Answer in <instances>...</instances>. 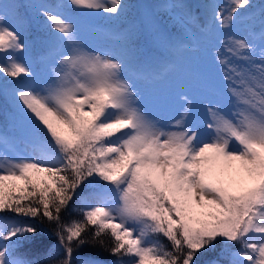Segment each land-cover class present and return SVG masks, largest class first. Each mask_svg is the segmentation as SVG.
<instances>
[{
  "label": "snow or ice",
  "instance_id": "6c2138e0",
  "mask_svg": "<svg viewBox=\"0 0 264 264\" xmlns=\"http://www.w3.org/2000/svg\"><path fill=\"white\" fill-rule=\"evenodd\" d=\"M127 7L124 0L0 3V75L12 82L7 126L22 128L32 151L12 158L15 140L0 129V264H41L17 254L37 245L38 229L5 213L52 226L62 252L59 259L49 253L53 264H73L74 250L87 244L117 257L113 264H196L221 240L237 249L230 264H264V3L227 0L195 12L185 5L179 42L149 18L147 39L167 57L139 54L136 29L110 34L114 50L88 47L76 17L119 18ZM28 9L43 17L48 37L36 67L26 59ZM211 34L220 48L215 79L211 69L184 63ZM178 71L181 90L160 87ZM141 86L154 105H178L170 124L151 115ZM217 91L232 104V118L213 98ZM198 99L208 138L190 123ZM101 182L99 203L64 223L80 185ZM77 264L101 262L84 253Z\"/></svg>",
  "mask_w": 264,
  "mask_h": 264
},
{
  "label": "trees",
  "instance_id": "16d2710c",
  "mask_svg": "<svg viewBox=\"0 0 264 264\" xmlns=\"http://www.w3.org/2000/svg\"><path fill=\"white\" fill-rule=\"evenodd\" d=\"M8 2H17L24 4L31 3H45L52 4L57 3L59 0H8ZM127 4V10L125 14L119 18H114L116 24L122 23L119 27L116 28V32L129 31L130 29H136V39L139 41V54H141L145 59L152 58L158 54H162L161 50L158 49L157 44H153L151 40H148V25L147 18L149 13L155 14L158 13V9H164L166 1L164 0H124ZM264 3V0H259L257 5ZM33 10L28 9L26 13H29ZM23 13V10H22ZM26 13H23V34L30 42L32 51L30 53L31 60L34 64H38L39 60L43 55V50L45 43L47 42V33L43 28V22L39 21V18L35 13H31L29 17L25 16ZM89 16H83L82 19H87ZM164 25L167 27H176L171 33L177 35L176 37H183L184 27L180 23L173 21L170 18L162 20ZM115 26V25H114ZM182 27V28H177ZM216 40V39H215ZM217 42V41H216ZM39 43V44H37ZM38 46V47H37ZM155 46V47H153ZM220 51V48H216L213 52L216 56V53ZM226 55V53H224ZM44 80L47 79V72L38 68L37 70ZM11 84L6 80V78L0 75V129L7 130L9 136L10 133L16 132L18 129L22 128H11L7 126V117L9 115V105L7 103L6 93L10 89ZM103 183L100 185H89L87 183L81 184L80 187L76 190V193L73 195L72 200L68 202L66 209L61 213V219L64 223H71L73 221H78L83 219L81 209L85 208L87 205H96L92 201H87L88 197L91 195H96ZM4 217L8 220H18L26 223L34 224L38 229L36 236L37 245L29 246L24 245L17 250V254L24 256L28 259H38L41 261V264H53V261L49 259V253L52 256L59 259L62 255L61 250L57 247L58 240L56 235L52 230V226L45 221L40 223L38 219L33 220L27 217H18L12 213L3 214ZM88 239H91L90 233L88 234ZM106 243L111 244V240L105 236ZM161 242L171 247L170 242L166 238L160 236ZM237 249L232 246H226L224 241L221 240L217 246L211 251L205 252L203 254L198 253L196 257V264H230L232 259V254ZM84 253L92 254L101 264H113L117 260V257L111 255L109 252L102 249L99 245L87 244L80 249H75L73 253V264H77L78 259ZM127 259V257H125Z\"/></svg>",
  "mask_w": 264,
  "mask_h": 264
},
{
  "label": "rangeland",
  "instance_id": "374dc122",
  "mask_svg": "<svg viewBox=\"0 0 264 264\" xmlns=\"http://www.w3.org/2000/svg\"><path fill=\"white\" fill-rule=\"evenodd\" d=\"M165 1H166V4H165L164 9L156 10L158 11V13L156 12L155 15L153 14V12L149 13L148 16L146 15V18L154 19L159 24V26L168 33H171V31L173 29H176V27H167L164 25L162 20L166 18H170L173 21L180 23V25L184 27L182 17L186 10L184 8L185 5H192L193 11L195 12L196 7H197L195 4V1H199L201 6L208 4V3H216V4L223 6L227 2V0H165ZM258 1L259 0H253V3L257 4ZM2 2H8V0H0V3ZM172 5L177 6L174 11L172 9ZM31 13L33 12L30 11L29 13H26L25 16L29 17ZM203 14H204V9L203 7H201L198 15L203 16ZM22 19H23V16H22ZM76 19L82 25V35L84 36V39L88 47L97 49V50L116 49L117 45L113 43L111 40H109L108 36L110 34L115 33L116 28L119 27V25H121L122 23L116 24L113 17H109L107 14H104V13L92 14L89 16V20L87 19L84 20L79 17H76ZM39 21L43 22V17H40ZM182 27H177V28H182ZM234 33L238 35L243 34V30L242 29L234 30ZM171 35H172L173 40H176L178 42L181 40L176 37H173L172 33ZM213 35L215 34H211L208 36L206 35L201 36L199 39V43H198V45L200 46V49L195 48L193 51L189 52L187 56L190 57L192 60L188 62L184 61V63L195 62L201 65L202 67L211 69L213 78L215 79L216 77L219 76V73L216 72V61H215V55L213 52L217 48L216 46L217 42L216 40L212 38ZM28 43H29V51L27 53L26 59H28L31 63H33L30 58V53L32 49L34 48H32L29 41ZM157 47L159 50H161V52L165 51L164 53H167V51L163 47L159 46L158 44H157ZM189 47L191 48L192 46H189ZM161 57L162 56H158L157 58H161ZM5 78L9 83H12L10 78H7V77ZM47 79H48V76H47ZM182 80H183V73L181 71H178L177 74L172 79H170L167 84H165L164 86H160V87L166 88V89L181 90L180 86H181ZM43 81L44 80L41 79L38 75L37 82L42 85ZM141 87H142V90L144 91V96L146 100L145 107L149 110L151 115L154 118L160 120L165 125L170 124L173 118L178 115V112H179L178 105L173 104V105H169L168 107L156 106L151 102L152 92L147 89H143V86ZM183 90H187V89H183ZM213 98L220 100V104L218 106L222 109L223 114H225L229 118H232L231 117L232 104L229 102L228 98L223 96L219 91H217L214 94ZM205 119H207L206 107L205 105L199 103V99H198L196 107L192 110V118H191L190 123H195L197 127L199 128L201 135L204 138H208L205 135V133L207 132V129L203 124V121ZM10 138L15 140V149L10 150L8 153L12 158H16L17 156L29 157L32 155L31 147L28 141V136L24 130L22 131L18 129L16 132L10 133ZM0 151H3V149L0 148ZM87 201H92L96 205L99 203V200L97 199L96 195H91L90 197H88ZM14 221H18V220H14Z\"/></svg>",
  "mask_w": 264,
  "mask_h": 264
}]
</instances>
